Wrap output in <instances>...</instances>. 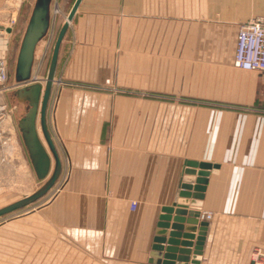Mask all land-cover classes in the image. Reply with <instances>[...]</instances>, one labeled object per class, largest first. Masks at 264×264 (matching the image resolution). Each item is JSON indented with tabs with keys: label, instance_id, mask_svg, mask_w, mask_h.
I'll list each match as a JSON object with an SVG mask.
<instances>
[{
	"label": "crops",
	"instance_id": "1",
	"mask_svg": "<svg viewBox=\"0 0 264 264\" xmlns=\"http://www.w3.org/2000/svg\"><path fill=\"white\" fill-rule=\"evenodd\" d=\"M34 3L21 0L24 28ZM254 18L264 22V0L80 1L59 47L44 117L61 188L22 216L19 264H44L42 224L85 249L87 262L161 264L151 257L154 239L160 230L168 239L174 214L161 229L162 210L173 207L186 178H197L187 174L188 163L211 168L185 210L211 218L183 223L195 237L206 224L198 254L194 239L185 264H264V72L233 66L238 27ZM63 23L50 20L35 49L31 81L42 87ZM209 66L215 71L207 81ZM57 81L101 90L58 91ZM128 87L139 96H121ZM147 93L154 96H141ZM37 128L51 156L39 118Z\"/></svg>",
	"mask_w": 264,
	"mask_h": 264
},
{
	"label": "water",
	"instance_id": "2",
	"mask_svg": "<svg viewBox=\"0 0 264 264\" xmlns=\"http://www.w3.org/2000/svg\"><path fill=\"white\" fill-rule=\"evenodd\" d=\"M80 1L81 0L74 1L57 34L44 87L38 82L31 81V72L36 46L47 34L50 27V9L52 0H35L33 5L16 58L14 81L16 82L17 87L12 91L11 95L18 104H25L24 113L17 119L16 127L34 175L38 181L47 180L44 186L35 193L1 207L0 217L20 210L37 201L51 189L58 177L59 160L51 139L46 131L44 117L46 104L54 79L59 47ZM38 118L43 141L45 142L51 156H49L39 137L37 128ZM52 161L53 168H51ZM187 165L188 167L193 168L188 169L187 174L190 176L197 175V178L195 181H193L191 177L186 178L185 183L181 186L182 191L179 194V198L176 200L173 207H165L162 210L163 215L160 217L158 225L161 229L167 228V222L171 219V215L174 214L172 218L173 224L171 225L172 231L169 233L168 239L166 240V233L163 230L158 231L157 237L154 239L155 245L153 246L154 251L152 252L151 257L155 259L159 258L161 264H176V259L177 262H181L179 264H185L188 260L187 256H189L191 252L188 248L192 247V241L195 239L193 255H197L203 240L206 226L204 222H200L196 237L192 234V229L183 231V223L189 225L198 224L199 213L195 210L188 212L185 209L189 205L188 198L191 197V191H203L201 185H205L206 177L209 175L206 170H210L211 167L207 164L196 163H188ZM196 168H199V171H194ZM192 182H195L194 187L190 184ZM194 196L195 195H193V197ZM174 207L176 208L174 209ZM185 216H187L188 219H185ZM164 244H166L165 247L163 246ZM150 260L153 261V259ZM194 262L195 261H192L191 264H194Z\"/></svg>",
	"mask_w": 264,
	"mask_h": 264
},
{
	"label": "rangeland",
	"instance_id": "3",
	"mask_svg": "<svg viewBox=\"0 0 264 264\" xmlns=\"http://www.w3.org/2000/svg\"><path fill=\"white\" fill-rule=\"evenodd\" d=\"M74 1L75 0H52L50 9L51 20L53 21L56 18L60 24L63 20L65 21ZM15 2L16 0H6L5 7H3L4 9H0V33H3L8 40L6 49L8 81L3 86L4 88L2 87L3 89L0 90V208L35 193L44 186L47 180L38 181L36 179L16 127V121L24 113V108L17 104L11 93L17 87V84L14 81V71L20 43L25 31L24 25L26 22L25 20L27 19V10L25 7L26 4H21V0L18 7H16ZM48 33L49 32H47L39 43L45 40ZM56 37L57 35L54 36L49 48L50 56L47 66L50 64L52 49ZM126 47L131 48L132 42L126 43ZM130 60H132V58ZM206 61L209 65H212L213 59L212 62H210L211 60L209 58H207ZM193 68V64L190 62L188 69L193 72ZM207 68H209L206 69V77L208 81V79L212 77L215 69H213V66ZM47 70L48 69H44L42 73V81H45ZM174 71H176V69H174ZM56 84L58 91L63 90L67 86L70 88L83 87L101 90L100 87L92 86L87 83V85H85L84 83L78 82L59 81L58 83L57 81ZM121 96L137 97L139 96V93L132 87H128L124 89V93ZM141 96L148 97L154 95L147 93L142 94ZM170 96L176 97L177 95ZM60 188L61 187H56L54 183L51 189L37 201L20 210L0 217V264H6L8 258L9 261L14 259L13 261H15V264L21 262V236L17 233L20 232L18 227H21L22 216L32 209L38 210L43 208L55 193L54 191L56 189L58 191ZM8 225L10 227L14 225L16 228L10 229V232L7 233L6 227ZM53 230H55L54 227H45L42 224L40 237L44 235L46 249L41 262L44 264H93L91 261L87 262L89 256L85 249L80 248V246L71 245L70 243L72 241L70 237L65 234L53 233ZM60 241L62 242L61 245L57 246L56 243L59 245ZM6 242L13 243V251L11 247L6 245ZM7 254L9 256H7Z\"/></svg>",
	"mask_w": 264,
	"mask_h": 264
},
{
	"label": "built area",
	"instance_id": "4",
	"mask_svg": "<svg viewBox=\"0 0 264 264\" xmlns=\"http://www.w3.org/2000/svg\"><path fill=\"white\" fill-rule=\"evenodd\" d=\"M0 39L6 40L5 45L0 47L1 90L8 81L6 63L8 40L3 33H0ZM233 66L243 71L256 73L264 72V22L260 18H254L239 25L236 35ZM130 209L131 211L136 209V202L132 201L130 203ZM199 217L202 220H209L211 218V214H202Z\"/></svg>",
	"mask_w": 264,
	"mask_h": 264
},
{
	"label": "bare ground",
	"instance_id": "5",
	"mask_svg": "<svg viewBox=\"0 0 264 264\" xmlns=\"http://www.w3.org/2000/svg\"><path fill=\"white\" fill-rule=\"evenodd\" d=\"M55 10H56V8H55ZM57 11V10H56ZM6 43V40H2V39H0V46L2 47V45L4 46V44Z\"/></svg>",
	"mask_w": 264,
	"mask_h": 264
},
{
	"label": "flooded vegetation",
	"instance_id": "6",
	"mask_svg": "<svg viewBox=\"0 0 264 264\" xmlns=\"http://www.w3.org/2000/svg\"><path fill=\"white\" fill-rule=\"evenodd\" d=\"M18 104V103H17ZM19 106H23V108L25 107V104H18Z\"/></svg>",
	"mask_w": 264,
	"mask_h": 264
}]
</instances>
